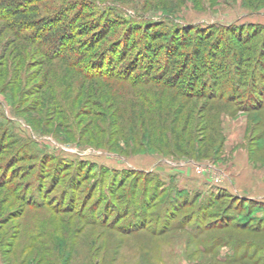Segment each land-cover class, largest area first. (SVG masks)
<instances>
[{"label":"rangeland","instance_id":"rangeland-1","mask_svg":"<svg viewBox=\"0 0 264 264\" xmlns=\"http://www.w3.org/2000/svg\"><path fill=\"white\" fill-rule=\"evenodd\" d=\"M31 1L30 19L60 8L74 36L52 50L0 17V264H261L264 201L223 185L234 167L264 184V109H237L264 105V0ZM222 212L247 228L220 229L236 242L216 250L202 228ZM138 215L194 222L128 231Z\"/></svg>","mask_w":264,"mask_h":264},{"label":"trees","instance_id":"trees-1","mask_svg":"<svg viewBox=\"0 0 264 264\" xmlns=\"http://www.w3.org/2000/svg\"><path fill=\"white\" fill-rule=\"evenodd\" d=\"M30 1L31 0H0V17L1 18H9L11 20L10 24L11 25H14L15 27H18V28L19 27H23L24 25H27L26 24L27 22L28 23L30 22L29 27H25L24 29H30L31 30L30 31L31 34H32V32H33V34L34 33H38V35H36V36L38 38H43L46 42H48V44L50 45L49 48H51L52 50H56L57 48H59V49L60 48H63L66 45V43H65L64 40L66 38L69 39V38H71V37L74 36L73 35V33H74V26H72V25L69 24L70 20H68L67 16H65L64 13H61L60 8L56 9L54 11L53 16L51 18H49V19H46V18L42 19V18H39V17L36 18V19H34V17H37L36 13H33L32 18L30 19L25 14V12L28 9L24 7L25 3L26 2H30ZM33 1H36V0H33ZM83 29H85V28H83ZM32 37L33 36H28V35L26 37L24 36V38H28V39H32ZM243 51H244V49L241 50L240 53L239 52H234V54H233V56H234L233 63L237 66V67L235 66L236 67V70H238L241 67V64H243V62H244L243 61L244 60L243 59ZM195 52H196V56L197 55L200 56V51L197 53V49H196ZM49 54H50V51H49ZM76 54L78 55L79 52H76ZM200 58H196L195 59L196 60V64H199V63H197V61L200 60L202 65L207 66L206 63H204L203 59L202 58L200 59ZM263 60H264V57H262V60L261 61L263 62ZM188 62L191 63L190 60L186 59V64ZM227 66H229V64H226L225 65V67H227ZM183 69H185V65H184ZM183 69L179 73L176 74L177 77L178 76L180 77L181 74H183V72H184ZM192 74H193V72L190 73V75H192ZM168 78H170V77H168ZM163 79L164 78H162V81L161 82L164 81ZM252 80H254V79H252ZM167 86L171 87V86H173V84H170V85H167ZM200 97H204V92H202V94H201ZM208 99H212V100L213 99H218V100H221L222 98L221 97H217V96L211 94ZM222 102H223L222 103L223 105H221L220 107H225L226 109L229 108V107H227L229 104H232V100H230V99H227V100L222 101ZM185 104L186 103L182 104L181 108L178 111H176V114H178L184 108V105ZM242 106H244V107H242ZM250 106L251 107H248L247 108L245 105H239V106H237L239 108H237V107L236 108L239 109V110H241V111H248V112L250 110H256L257 111V110H260V109H264V105L262 103H259L258 105H256V104L253 103V105L251 104ZM168 113H169V111H168ZM167 116H168V118L166 119L167 121H170L173 124L175 122H177V120L175 119L176 117H174L173 119H171L170 118V115H167ZM167 121H166V124H167ZM173 121H175V122H173ZM162 125H165V122H163ZM159 128H160V126H159ZM163 129H164V127H161L160 128V130H163ZM175 130L176 129H172V131L174 132V138H175V143H174L175 151L176 152L178 151L177 153H182L185 157L190 156L189 151H186V149H183V147L180 146V144H179V141H180L179 137L180 136L177 135V133H176ZM210 130L213 131L212 127L210 128ZM163 131H162V133H163ZM218 135H219V138H218ZM160 136L163 137V135H161V134H160ZM216 136H217L216 139L218 141L222 142L223 139H222V133H221L220 130H218V132H216ZM161 140L164 142V145H166L165 143H167V145H169V143L167 141H165L166 139L161 138ZM188 140H190V139H188ZM212 140H214V137L212 138ZM189 144H191V145L193 144L191 142V140H190V143ZM168 148H169V146H168ZM170 153H172V152H170ZM200 153H202L201 158H203L204 156H206V155L209 154V153L207 154L205 150H201ZM186 154H187V156H186ZM183 191H176V193L177 194H182ZM219 192L220 193H215L214 195H211L212 196V197H210L211 200L208 203L205 204V206L203 207V210L206 211L207 209L212 208V206L216 202V200L214 199V197H224L225 198L226 196H229V195H227V192L228 191H226V190H221ZM179 197L186 198V194L183 193V195H179ZM179 197H175V199H173V201H177ZM229 197L231 199L233 198L232 195H230ZM238 198H240V197H238ZM236 199H237V197H236ZM242 199H244L243 202L249 200V199H246V198H242ZM206 214L209 215V214H216V213L215 212H212V213L210 212L208 214V213L204 212V215L205 216H206ZM226 214H227L226 212H224V213L222 212V215H216V216H214V219L213 220H214L215 223H213L212 225H209L210 228H206V227L205 228H202L204 230H209L208 232H212L211 233L212 234L211 237H213V238H212V240H210L211 243L209 245L211 248H217V247L219 248L220 245H222L223 243L229 245V243H230L229 242V239H230L231 243H233V241H234V243L236 242V240L234 238L235 235L225 234L224 232L221 233V230L220 229L223 230L224 228L228 227L230 224H237V225H234L236 227L234 229H236V230H237V228H241V227L243 228L244 226H246V224H238L236 218L235 219H230V221L225 220L224 221V224L223 225H220V223H218V222H221L225 218V216H228ZM205 216H204V218H205ZM200 220H203V219L201 218ZM160 221H161V219L160 220L158 219L156 221V224H159ZM191 222H194L193 219H191L189 217H183V218L180 219V221L176 222L175 225L169 226V225H165L164 222H163L160 227L157 228V225H155L156 227H154L153 229H150L149 228V225H148L149 223L144 222V219H142L140 217V215H138L134 219L132 218V219H128V221H124L123 224H126V225L129 224V226L131 225V227L127 229L128 231H132V232L147 231V232H151L153 234H163L165 232H170L173 229H175V230L185 229V226L188 225V224H191ZM195 222L197 223L198 228L201 230V224L198 222V220H196ZM121 223H122V221L120 223H118V224H121ZM123 224H121V226ZM197 226L195 224V227H197ZM245 228H247V227H244V229ZM257 228L259 229L260 227H257ZM253 232H256L257 233L259 231L255 230ZM193 234L194 235L197 234V233H195V230L193 231ZM241 240L243 241L242 244H244L245 240L244 239H240V242H241ZM248 242L249 243L251 242L250 244H253L254 247H255V245L257 246V244H258V243H254V241H252V240L251 241H248ZM247 246H248V250H245V249H243L242 251L241 250H234L236 255L234 256V259L233 260L239 259V258H245L246 257V254L248 252L245 255H244V252L249 251V249H251V246L252 245H248V243H247ZM218 248L216 250H218ZM237 251H240V252H237ZM261 264H264V261L261 262Z\"/></svg>","mask_w":264,"mask_h":264},{"label":"crops","instance_id":"crops-1","mask_svg":"<svg viewBox=\"0 0 264 264\" xmlns=\"http://www.w3.org/2000/svg\"><path fill=\"white\" fill-rule=\"evenodd\" d=\"M234 168L235 169H232L233 177L229 178L228 182L226 184H224L223 187L226 188L227 190H230V191L240 195V197L243 196L242 193L246 194L248 192V193H250L248 198H250V199H256L257 198V200L260 199V201H264V184H263V181L258 182L253 177V174L251 175V170L248 169V167H246L245 169L242 167L243 168L242 174H239L240 168H238V167H234ZM236 168H238V169H236ZM245 170H247V172H248L247 174L244 173ZM174 171L170 170L169 173H173ZM244 174H246L245 176H247L248 178L247 177L245 179L241 178L242 179L241 180L240 177L244 176ZM170 175L174 178L173 174H170ZM248 187H249V189H251V188L252 189L248 190ZM241 189H243V190H241ZM239 193H241V194H239Z\"/></svg>","mask_w":264,"mask_h":264}]
</instances>
